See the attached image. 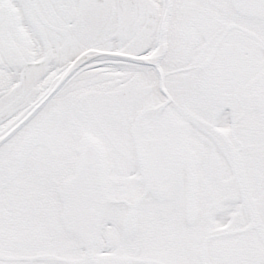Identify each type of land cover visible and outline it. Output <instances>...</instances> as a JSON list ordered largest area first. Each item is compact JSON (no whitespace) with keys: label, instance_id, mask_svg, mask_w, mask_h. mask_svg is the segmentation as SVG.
<instances>
[{"label":"snow or ice","instance_id":"6c2138e0","mask_svg":"<svg viewBox=\"0 0 264 264\" xmlns=\"http://www.w3.org/2000/svg\"><path fill=\"white\" fill-rule=\"evenodd\" d=\"M0 264H264V0H0Z\"/></svg>","mask_w":264,"mask_h":264}]
</instances>
